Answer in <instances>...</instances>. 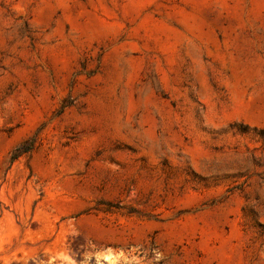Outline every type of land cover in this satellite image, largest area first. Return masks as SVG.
<instances>
[{"label": "rangeland", "instance_id": "374dc122", "mask_svg": "<svg viewBox=\"0 0 264 264\" xmlns=\"http://www.w3.org/2000/svg\"><path fill=\"white\" fill-rule=\"evenodd\" d=\"M0 264H264V0H0Z\"/></svg>", "mask_w": 264, "mask_h": 264}, {"label": "trees", "instance_id": "16d2710c", "mask_svg": "<svg viewBox=\"0 0 264 264\" xmlns=\"http://www.w3.org/2000/svg\"><path fill=\"white\" fill-rule=\"evenodd\" d=\"M18 151H19V153H25V152L28 151V150H26V148H25V150H22V149H19V148H18Z\"/></svg>", "mask_w": 264, "mask_h": 264}]
</instances>
